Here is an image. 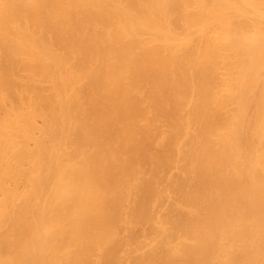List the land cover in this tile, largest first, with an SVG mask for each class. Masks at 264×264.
<instances>
[{
    "label": "bare ground",
    "instance_id": "6f19581e",
    "mask_svg": "<svg viewBox=\"0 0 264 264\" xmlns=\"http://www.w3.org/2000/svg\"><path fill=\"white\" fill-rule=\"evenodd\" d=\"M0 264H264V0H0Z\"/></svg>",
    "mask_w": 264,
    "mask_h": 264
}]
</instances>
